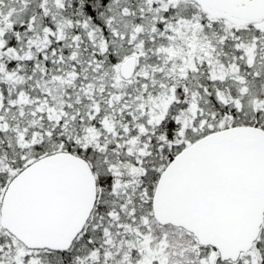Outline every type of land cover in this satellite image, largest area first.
Masks as SVG:
<instances>
[{
	"label": "snow or ice",
	"instance_id": "snow-or-ice-1",
	"mask_svg": "<svg viewBox=\"0 0 264 264\" xmlns=\"http://www.w3.org/2000/svg\"><path fill=\"white\" fill-rule=\"evenodd\" d=\"M0 264H264V0H0Z\"/></svg>",
	"mask_w": 264,
	"mask_h": 264
}]
</instances>
